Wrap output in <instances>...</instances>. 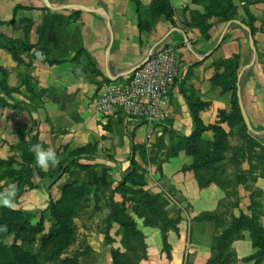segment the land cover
I'll return each mask as SVG.
<instances>
[{
	"label": "crops",
	"instance_id": "0c3cea01",
	"mask_svg": "<svg viewBox=\"0 0 264 264\" xmlns=\"http://www.w3.org/2000/svg\"><path fill=\"white\" fill-rule=\"evenodd\" d=\"M150 1L45 0L53 10L42 0H0V34L22 47H16V61L0 45L6 88L5 95L0 94V160L13 155L25 165L30 178L34 174L42 180L46 173H60L75 149L91 145L93 150L88 155L92 158L81 160L88 168L78 170L70 165L59 181L65 179L67 171L73 173L74 180L92 186V204L102 205L101 192L114 189L122 181L137 160L136 148L147 143V126L122 113L100 115L94 110V102L103 87L128 77L150 51L165 47L174 49L178 69L167 95L165 115L155 125L166 146L169 138L178 142L192 135V115L201 127L217 124L224 102L220 82L216 81L220 74L217 67L226 61L240 70L237 85L244 111L254 132L264 136V0H232L239 13L244 7L255 22V56L247 33L237 25L226 29L227 23L211 17L203 35L197 27L184 28L180 22L189 21V13L201 8L192 0H169L172 20L158 18L148 32L141 31L138 18ZM17 5L22 8L14 10ZM204 135L212 139L209 129L201 137ZM33 144L53 150L56 164L47 169L36 167L30 151ZM162 157L165 160L159 172L155 173L152 166L148 169L156 181L151 178L145 189L176 194L178 200L164 195L169 196L168 208L176 209L175 215L168 212L169 216L179 214L181 221L177 235L171 231L166 234L170 247L167 258L160 232L132 217L144 237L147 259L141 264H206L214 228L194 219L218 212L226 193L215 183L200 187L188 169L191 158L184 152L172 151ZM249 170L246 162L240 165L241 172ZM45 181L49 180L43 179L42 184ZM27 182L31 190L14 199L12 209L27 211L36 204L47 207L51 190L33 185L32 179ZM256 184L263 181L258 179ZM248 192L249 188L238 186L240 206L250 204ZM243 236L231 246L236 264H254L242 262L255 252L249 234L244 232ZM107 247L110 251L121 249L118 242ZM106 264H111L110 254Z\"/></svg>",
	"mask_w": 264,
	"mask_h": 264
},
{
	"label": "rangeland",
	"instance_id": "374dc122",
	"mask_svg": "<svg viewBox=\"0 0 264 264\" xmlns=\"http://www.w3.org/2000/svg\"><path fill=\"white\" fill-rule=\"evenodd\" d=\"M152 1L153 0H151L150 3ZM199 1L200 2H195L194 5L200 6V10H192L188 16L189 21H181L180 24H182L186 29H193V27H197L196 31L200 35H203L204 33L201 28L207 26L206 23L208 19L213 17L210 16L209 11H214L217 8L212 6L213 4L209 0ZM231 4L235 8L236 12L234 20L238 21L240 19V23L246 25L248 28L251 27L253 30V35L255 32L254 20H251L250 16L245 14L246 10L244 7L241 8V13H239V7L233 2ZM148 6L142 11V19L150 28L152 23L151 16L145 12ZM172 14L173 18V9ZM144 32H148V30H145ZM8 41V39L5 40L3 34H0L1 46L12 47L14 49H16V47L22 48L21 46H16L15 44H11ZM189 44L191 45L192 43L189 42ZM233 66V62L226 61L220 63L219 67H217V69L220 68V74L217 75L218 78L216 81L220 82L221 93L223 97L222 99L224 102H222L221 110H219L217 113L218 122L216 125H213V127L221 129L225 134V138L222 141L224 143L222 145V155L224 157L222 166L226 168L227 171L230 169L229 171L231 172L228 174H230V179L232 182L229 183V188L227 190L229 195L226 196L224 203L219 208V213L222 215L221 217L223 222L218 231L217 229H213V233L211 232L212 237L211 240H209V247L211 245L213 236L221 233L222 230H225L232 218H238L241 215L247 218L250 217L249 219H253V222L258 227L264 228V177L261 176L262 172L264 173V149L262 148V145H264V136L256 134L252 131H248V134H250L253 139L257 141V143L254 141L248 142L246 140L247 133L244 132L243 128L244 123L240 122L239 119L236 118L237 108L239 107L235 98L237 97L235 92L237 91V81L240 77V70L234 69ZM4 74V71L0 69L1 95H3L2 93H6L4 88ZM236 77L237 79L235 80ZM210 133L212 135V139L207 138L205 135L202 136V141L204 142L203 147H206L205 144L213 140V132L211 130ZM160 138L165 137H159L158 133L155 132L153 137L147 141V143H145L143 146H140L139 148H136L137 160L135 162V182L143 185L144 187L142 189L144 191H149L145 188L150 184L151 178L156 181V176H150L148 169H150L152 166L155 168V173L158 172V167H160V164L165 160V158L163 159L162 156L166 155L167 153H171L172 151L174 152V148L178 147L179 143L181 142H175L174 139L169 138L166 140V143H168V146H166L164 141L162 139L160 140ZM8 160H12V164L10 166H0V193L6 192L9 183H14L17 189L14 199L19 198L22 194L31 190V185L27 181L32 179L34 180L33 185L43 186L44 188L47 187L51 190L50 193L52 196H50V201L56 205L57 209H69L67 219L70 220V225L74 232L69 242V246L61 254L60 258L62 259L65 256H70L74 253H81L86 249H90L91 252L89 253V259L84 260L83 258H79L78 261H80L81 264H106V258L112 251H110L107 246L111 245L112 242H118L119 237L116 234L118 229L116 225H113L111 230L108 229L109 227L106 219L110 215L111 211L104 205V202L106 201L108 204L109 200H114L115 202L122 204L129 195L127 194L128 196H122L117 192L113 193L112 189L108 187L101 192L103 204L99 206L93 205V199L91 196L94 192L91 185L80 182L79 180H74L73 173L71 174L68 171L66 173L65 179L63 181H59L60 177L62 176L61 174L66 171V165L65 167L61 168V172L55 174V176H51V173H46L43 179L49 181H45L42 184L43 179H36L34 174L30 178L29 174H26L25 165L19 158L11 155L2 161ZM79 162L80 164H84L81 161ZM244 162H246L250 167V170L245 173L240 171V165ZM19 165L24 166V176L22 178L20 177ZM75 167L80 170L79 167ZM76 170L77 169L73 171ZM258 179H261L263 184H256ZM240 184L244 185L246 190L249 188L248 193L250 204L247 206H240V198L238 193V186ZM69 186H71L70 188L79 189L81 196H79L77 202H75L73 199L70 200L66 198V193L68 191H66V187L68 188ZM128 187L130 190L138 189V186L129 185ZM154 194H161L165 198L170 196L173 199L178 200V196L170 190H166V193L158 192ZM164 194L169 196H165ZM139 198V196H136V199ZM36 206V208L31 210H20L23 214L22 218H14L13 226H7V231L0 232V245H15L29 254H35L38 251L41 237L51 230L53 222L48 210L45 208L46 206L40 207V205L37 204ZM167 211L173 215L176 213V209L174 208L170 209L167 207ZM127 213L131 218H138L130 210H127ZM0 219L2 220L1 223H3L1 225H4V221L7 219V216H2L1 209ZM24 219H26L31 226L41 227L42 229V232L35 236L34 242L30 245H26L25 243V239L28 236L27 231L20 228L21 224L23 225L24 223ZM243 234L244 232L242 233V239L244 237ZM234 242L231 243V246ZM55 249L56 247L51 248V251ZM230 249L233 251L232 247ZM242 262H244V259H242ZM236 263L237 259L235 258L233 264Z\"/></svg>",
	"mask_w": 264,
	"mask_h": 264
},
{
	"label": "trees",
	"instance_id": "16d2710c",
	"mask_svg": "<svg viewBox=\"0 0 264 264\" xmlns=\"http://www.w3.org/2000/svg\"><path fill=\"white\" fill-rule=\"evenodd\" d=\"M135 1V0H134ZM217 9L209 11L210 16L219 18L221 22L227 23L234 20L236 15L235 8L231 4V0H209ZM200 2L199 0H193V3ZM22 8L17 5L14 10ZM146 14L151 16V22L153 23L158 18H165L171 21L172 9L169 0H153L145 11ZM213 12V13H212ZM247 14V12L245 13ZM249 16V15H248ZM251 20H253L250 17ZM151 23V25H152ZM138 25L141 31L150 30L145 21L142 19V14L138 18ZM251 34L253 33L250 27ZM203 33L206 32L207 26L201 28ZM11 44L14 42L8 41ZM2 49H7L12 55V58L18 61L16 56V49L7 46H1ZM49 64H53V61H49ZM56 63V62H55ZM237 77L235 78V80ZM5 88V86H4ZM6 90V88H5ZM236 91V88H235ZM5 95V93H2ZM236 94V92H235ZM237 100V97H235ZM240 122L243 123L242 116L239 108H237V117ZM194 130L192 135L188 138L181 139L178 147L174 148V154L177 152H184V154L191 158L192 162L188 167L194 173V177L200 187L208 186L210 183L217 184L223 192L228 193L229 183L232 182L230 174L227 173V169L222 166L224 157L222 155V141L225 138V134L221 129L211 127H201L197 123V119L192 115ZM244 125V124H243ZM246 134V140L248 142L254 141L253 137L248 134V131L243 126ZM252 128V132L256 129ZM210 129L213 132V140L208 142L206 147H203L202 133ZM264 149V145H262ZM93 150L90 146L75 149L69 158L68 166H77L80 169L88 168L87 165L80 164L81 160H88L90 157L89 151ZM12 160L2 161L0 160V166H10ZM132 169L127 173L122 181L112 189L113 193H119L122 196L127 195L128 198L124 200V203H117L114 200H109V203L104 202V205L111 211L106 221L108 229L111 230L113 225L117 226L116 234L119 237L118 243L121 249L112 250L110 252L111 264H141L142 261L147 259L144 245V237L136 228L134 220L128 215L127 210H130L139 219L142 220L143 226L155 228L160 232L162 238V252L169 258L170 247L167 244L166 234L171 231L178 234V224L181 221V216L177 214L175 217H170L167 211L168 201L161 194H154L149 191H144L143 185L135 182V163H132ZM20 167V177L24 176V166ZM158 172L160 167H158ZM264 177V173L261 174ZM129 185L138 186L137 190H130ZM66 187V198L70 200L78 201L80 191L78 188ZM139 196V199H136ZM2 216H7L4 221V225L13 226L14 218H22L23 214L20 210L11 209L0 205ZM51 218L52 226L51 230L43 235L40 239L38 251L35 254H29L23 251L20 247L15 245L3 246L0 245V264H81L79 258L84 260L89 259L90 249H86L81 253H74L70 256L60 258L61 254L69 246V242L73 236V229L70 225V220L67 219L69 212L68 208L63 210L57 209L56 205L49 200L46 207ZM220 211L212 213H204L194 219L195 222L211 223L214 229H220L223 222ZM0 219V225L1 223ZM21 229H25L28 236L25 239L26 245H30L34 242L35 236L42 232L41 227H33L29 222L24 219ZM247 232L251 240L252 248L255 250L254 254L246 259L244 262L253 261L254 264H260L264 262V228L258 227L253 219H249L243 215L238 218H232L228 227L222 230L221 233L214 235L210 245V258L206 264H233L235 261V254L231 251V243L236 240L242 239V233ZM113 243V242H112ZM59 244V245H57ZM51 251V248H55Z\"/></svg>",
	"mask_w": 264,
	"mask_h": 264
},
{
	"label": "built area",
	"instance_id": "2783aa9c",
	"mask_svg": "<svg viewBox=\"0 0 264 264\" xmlns=\"http://www.w3.org/2000/svg\"><path fill=\"white\" fill-rule=\"evenodd\" d=\"M178 76L175 51L160 48L149 52L140 67L121 81L103 87L94 102V110L100 115L122 113L143 122L146 141L156 132L166 110L167 95Z\"/></svg>",
	"mask_w": 264,
	"mask_h": 264
},
{
	"label": "clouds",
	"instance_id": "9594fccd",
	"mask_svg": "<svg viewBox=\"0 0 264 264\" xmlns=\"http://www.w3.org/2000/svg\"><path fill=\"white\" fill-rule=\"evenodd\" d=\"M30 151L34 155L36 167L47 169L54 166L57 162L56 153L51 149H44L40 144H33ZM16 185L9 183L5 193H0V205L12 208L15 206L14 197L16 194ZM7 231L6 225H0V232Z\"/></svg>",
	"mask_w": 264,
	"mask_h": 264
},
{
	"label": "water",
	"instance_id": "95a60500",
	"mask_svg": "<svg viewBox=\"0 0 264 264\" xmlns=\"http://www.w3.org/2000/svg\"><path fill=\"white\" fill-rule=\"evenodd\" d=\"M42 1L45 3V5H46L49 9H53V10H54V8L50 7V6L45 2V0H42ZM230 25H237L238 27H240L241 29H243V30L247 33V35H248V44H249L250 48L253 50V55L255 56V51H254V47H253V38H252V34H251V32H250V29H249L247 26L243 25L242 23H240V22H238V21H236V20H232V21L227 22V24H226V29H227ZM226 29L224 30V32H223V34H222V37H223V35H224ZM222 37L220 38L219 43L222 41ZM252 63H253V61H252L250 64H252ZM236 96H237V103H238V107H239V110H240V113H241V116H242L243 123H244V125H245L247 131L250 132V131H252V128H251L250 122H249V120H248V118H247V115H246V113H245V111H244V108H243V105H242L239 85H237Z\"/></svg>",
	"mask_w": 264,
	"mask_h": 264
}]
</instances>
